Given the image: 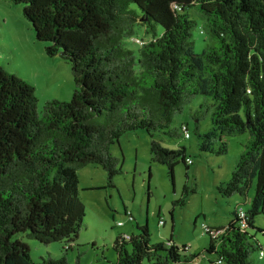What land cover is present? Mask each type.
I'll return each mask as SVG.
<instances>
[{
	"label": "trees",
	"instance_id": "trees-1",
	"mask_svg": "<svg viewBox=\"0 0 264 264\" xmlns=\"http://www.w3.org/2000/svg\"><path fill=\"white\" fill-rule=\"evenodd\" d=\"M12 1L25 6L47 54L72 66L75 91L39 113L35 86L0 67V264H72L66 255L35 261L15 237L72 250L87 217L79 171L100 166L114 187L123 167L112 148L127 134L146 131L153 162L173 180L181 163L190 169L186 147L167 148L155 136L190 139L188 124L179 130L174 122L199 97L194 119L211 117L207 132L197 130L201 152L225 156L228 137L251 136L218 192L248 200L255 191L252 208L206 227L210 244L200 254L172 241L152 244L148 226L121 235L116 264H253L256 252L264 259V229L256 226L264 215V0ZM139 28L152 39L132 49Z\"/></svg>",
	"mask_w": 264,
	"mask_h": 264
},
{
	"label": "rangeland",
	"instance_id": "rangeland-1",
	"mask_svg": "<svg viewBox=\"0 0 264 264\" xmlns=\"http://www.w3.org/2000/svg\"><path fill=\"white\" fill-rule=\"evenodd\" d=\"M24 8L12 0H0V67L35 86L38 112L42 113L50 101L70 102L75 80L72 66L59 56L50 57L46 50L48 44L36 39ZM151 39L139 28L129 47L139 49L142 46L139 41L145 43ZM195 40L196 52L202 53L207 43L199 28L195 31ZM203 102L204 97L197 98L174 122L179 130L188 124L190 139L155 136L167 148L186 147L193 162L190 169L181 163L173 180L167 167L152 160V137L146 131L129 133L112 148L123 167L114 180V187H109L108 173L100 166L90 165L79 171L80 196L87 208V217L85 229L72 250L65 253L69 243L44 245L24 234L15 239L29 244L35 261L50 255L55 258L66 255L72 264H116V239L121 235L139 234V228L147 226L152 244L166 245L172 241L180 248L187 247L189 254L205 251L210 244L206 227L230 224L236 210L248 213L255 191L248 200L240 196L223 198L219 194L218 186L231 179L251 136L246 133L228 137L229 152L225 156L201 152L197 130L207 132L211 117L208 115L199 122L193 115ZM182 200L186 201L185 205L180 204ZM256 226L264 229V215L256 219ZM258 239L264 245V237L258 234ZM209 257L216 260L214 256ZM252 261L264 264L260 252L254 254Z\"/></svg>",
	"mask_w": 264,
	"mask_h": 264
},
{
	"label": "built area",
	"instance_id": "built-area-1",
	"mask_svg": "<svg viewBox=\"0 0 264 264\" xmlns=\"http://www.w3.org/2000/svg\"><path fill=\"white\" fill-rule=\"evenodd\" d=\"M140 44L143 45V42L139 41ZM187 138H190V134L187 135ZM243 216V215H242ZM161 224H164L163 222H161ZM120 226H123L122 223H120ZM127 238H130V236H127ZM262 257H264V254H262Z\"/></svg>",
	"mask_w": 264,
	"mask_h": 264
}]
</instances>
